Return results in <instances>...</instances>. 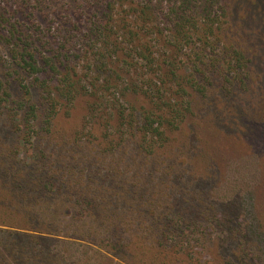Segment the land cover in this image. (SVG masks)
Instances as JSON below:
<instances>
[{
	"label": "trees",
	"instance_id": "16d2710c",
	"mask_svg": "<svg viewBox=\"0 0 264 264\" xmlns=\"http://www.w3.org/2000/svg\"><path fill=\"white\" fill-rule=\"evenodd\" d=\"M231 6L0 0V45L32 77L14 97L0 75L19 132L0 144V264H264L236 207L154 190L137 161L165 156L197 96L250 86L258 52L233 34ZM79 100L80 126L58 135Z\"/></svg>",
	"mask_w": 264,
	"mask_h": 264
},
{
	"label": "rangeland",
	"instance_id": "374dc122",
	"mask_svg": "<svg viewBox=\"0 0 264 264\" xmlns=\"http://www.w3.org/2000/svg\"><path fill=\"white\" fill-rule=\"evenodd\" d=\"M225 1L232 4L229 26L232 25L233 34L258 52L253 81L248 88H237V93L231 96L221 90L211 96H197L194 115L171 134L168 154L137 161L151 171L148 175L154 190L168 187L175 195L190 198L202 195L219 212L236 207L235 223L246 227L264 246V0ZM41 16L50 19L47 13ZM7 52L8 48L0 45V75L6 88L19 97L20 83L31 82L32 77L10 66ZM80 101L70 115L65 110L58 115V135L71 136L80 126L85 112L84 102ZM18 136L9 108L0 106V144L14 146ZM175 157V166L166 169L173 166L171 158ZM168 170L173 172L170 181L164 174ZM118 254L124 256L120 251ZM203 258L209 256L205 253ZM117 260L119 264H127Z\"/></svg>",
	"mask_w": 264,
	"mask_h": 264
}]
</instances>
